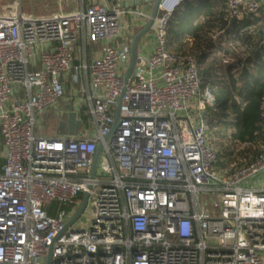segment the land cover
Listing matches in <instances>:
<instances>
[{"label":"built area","instance_id":"obj_1","mask_svg":"<svg viewBox=\"0 0 264 264\" xmlns=\"http://www.w3.org/2000/svg\"><path fill=\"white\" fill-rule=\"evenodd\" d=\"M187 1H161L152 53L138 52L127 82L125 0H53L44 15L0 2V264H48L51 248V264H264V149L216 170L215 97L192 109L197 63L167 49ZM225 2L231 19L264 18V0ZM87 44L99 46L91 62ZM62 101L77 135L37 134L38 115Z\"/></svg>","mask_w":264,"mask_h":264},{"label":"trees","instance_id":"obj_2","mask_svg":"<svg viewBox=\"0 0 264 264\" xmlns=\"http://www.w3.org/2000/svg\"><path fill=\"white\" fill-rule=\"evenodd\" d=\"M256 19H231L225 0H188L173 13L166 31L170 54L195 59L201 91L210 89L215 97L208 111L216 119V128L235 127L229 141L246 147L244 153L252 154L249 163L264 149V46L256 49L253 60L235 62V57L239 42L251 50L263 41L264 18ZM217 33L235 37L234 45L216 43ZM224 153L217 152L219 172L230 164V159L229 164L222 162L229 157Z\"/></svg>","mask_w":264,"mask_h":264},{"label":"crops","instance_id":"obj_3","mask_svg":"<svg viewBox=\"0 0 264 264\" xmlns=\"http://www.w3.org/2000/svg\"><path fill=\"white\" fill-rule=\"evenodd\" d=\"M262 1V0H258ZM157 0H125V9L127 11L126 15L122 21L123 34L122 38L118 40L117 44L122 46H132V42L135 36L145 28L151 21ZM140 13L142 15H140ZM160 14V10L158 16ZM251 21H256V18H250ZM220 34V33H218ZM264 34V32H263ZM154 32L151 30L139 43L138 52H142L146 55L152 53L154 47ZM80 55L75 62V66H78L82 62V49H80ZM99 55V46L97 44H87V62H91L93 57ZM54 110L46 111L42 113L39 117V127L37 125V134L46 137H58L64 136V131L66 129V124L61 125V122L67 123L68 115L70 112L74 111L72 106L67 102H60ZM50 110V109H48ZM47 122V123H46ZM50 129H47V125ZM0 154L3 153V144L0 141Z\"/></svg>","mask_w":264,"mask_h":264},{"label":"rangeland","instance_id":"obj_4","mask_svg":"<svg viewBox=\"0 0 264 264\" xmlns=\"http://www.w3.org/2000/svg\"><path fill=\"white\" fill-rule=\"evenodd\" d=\"M10 1L11 0H0V2L2 4L3 3H9ZM52 5H53V0H43V1L38 0L35 3L25 0L24 11L26 13H33L35 15H44V14H46V12L52 10V7H53ZM160 14H162V11H160ZM261 18H263V17H261ZM263 32H264V30H261L262 34H263ZM255 36L257 37L256 38V41H257L259 39V37L257 36V33ZM214 37H215V42L218 44H221L223 47H228L230 45L231 46L234 45L235 37H228V36L224 35V33L223 34H218V33L214 34ZM260 38H261V36H260ZM256 44H257L256 46H254V44H253L255 49L252 47L253 49L249 50L248 48H246L245 43L239 42L238 46H240V48L239 49L237 48L235 62H237L238 60L247 61L249 58L252 59L253 56L255 55L256 49H257V51H261V48L264 46V38H263L262 42L258 41V42H256ZM207 91H208V89H206L205 92H202L200 89L199 94L197 95L195 102L192 105V109L195 110L196 104L198 101H200V100L206 101L205 93ZM68 95L69 94L67 93L66 96H68ZM209 108H212V107H208V109ZM52 110H54V109L50 108V110H46V111L51 112ZM46 111H44L43 113H45ZM39 117L40 116L37 117L38 122H39ZM206 117L209 121L210 129H211L212 145L215 147L217 152L223 151V152H225L224 154H228V156H229L228 158H225L224 160H222V162H226L227 164H229V159H230V164L225 169V171L229 173V172H231L230 170L234 171V170L244 166L245 164H248L252 159V154L251 153H244L247 150L245 146H241L239 144L233 145L229 141L230 136L235 132V127L229 126V127L223 128L221 130L217 129L216 128V119L214 117H212V115L210 114L209 111H207ZM84 120H85L86 124L90 123V119L87 116H85ZM38 127H39V124H38ZM47 129H50L48 125H47ZM54 206H56V208H57V205L54 204L53 206L50 207V209L53 208ZM78 225L87 227L88 223H87V219H86L85 215L81 218Z\"/></svg>","mask_w":264,"mask_h":264},{"label":"water","instance_id":"obj_5","mask_svg":"<svg viewBox=\"0 0 264 264\" xmlns=\"http://www.w3.org/2000/svg\"><path fill=\"white\" fill-rule=\"evenodd\" d=\"M161 1L162 0H157L155 12H154V15H153L151 21L149 22V24L145 28H143L135 36V38H134V40L132 42V46H131V63H130V68H129L126 76H125V82H127L132 77V75L135 72L136 58H137V54H138L139 43L151 31V29L153 28V26L155 24V21H156V19L158 17L159 7H160V4H161ZM124 93H125V90L123 91V94ZM123 94H122V97H123ZM122 97L120 99L119 106L121 104ZM118 117H119V112H117V115H116V121H115L114 128H115V126L118 123ZM67 119H68L67 123L61 122V125H60V126H62V125L66 124V129L63 132L64 135L76 136L78 131H79V129L81 128V121H79L77 119V115L74 112L69 113ZM101 151H102V147L100 146L98 148V150H97V153H96V156H95V159H94L93 175L96 172L98 161H99V158H100V155H101ZM88 198H89V194H85L84 197H83V200H82V203H81V206H80L79 210L77 211V213L73 217V219L68 223L66 228L70 227L72 224H74L82 216V214L85 211V208H86V205H87V202H88ZM51 254H52V248L50 249V252H49L48 264H51Z\"/></svg>","mask_w":264,"mask_h":264}]
</instances>
